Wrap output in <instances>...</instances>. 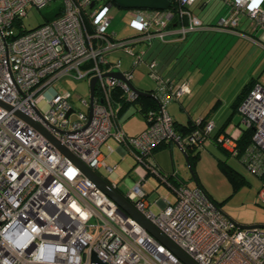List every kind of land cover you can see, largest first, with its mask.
Returning <instances> with one entry per match:
<instances>
[{
	"label": "built area",
	"instance_id": "1",
	"mask_svg": "<svg viewBox=\"0 0 264 264\" xmlns=\"http://www.w3.org/2000/svg\"><path fill=\"white\" fill-rule=\"evenodd\" d=\"M54 1L0 0V101L9 106L0 104V264H185L18 112L96 171L103 167L115 177L116 165L107 164L102 151L107 139L114 138L136 162L165 181L167 176L150 159L154 149L163 142L183 149L202 146L216 123L198 118L189 133L175 129L168 106L190 93L189 81L175 83L164 76L158 59L147 56V50L157 41L183 40L196 31L244 36L237 31L242 17L264 36V0L254 7L253 0H221L226 12L216 24L192 12L197 0H177L175 26L170 25L171 8H128L135 34L123 38L108 30L111 0H56L61 8L53 19L24 27L29 11ZM252 37L247 38L264 48ZM139 44L148 48L135 49ZM118 52L129 56L127 67ZM142 64L154 81L146 92L158 107L149 112L142 132L129 135L118 117L120 99L132 102L139 96L130 83L134 85L133 72ZM111 71L120 72L121 78L104 75ZM93 77V97L89 90V98L81 100L87 111L75 110L70 90L58 92L54 87L65 79L89 83ZM238 111L243 128L252 130L249 145L240 152L229 135L220 133L215 140L264 186V84H253ZM146 180L145 176L133 184L125 198L195 262L264 264V227L239 228L202 188L184 183L174 189V202L160 198V209L154 212L143 189Z\"/></svg>",
	"mask_w": 264,
	"mask_h": 264
},
{
	"label": "rangeland",
	"instance_id": "2",
	"mask_svg": "<svg viewBox=\"0 0 264 264\" xmlns=\"http://www.w3.org/2000/svg\"><path fill=\"white\" fill-rule=\"evenodd\" d=\"M219 2L222 3L221 0L208 2L210 15L208 18L214 17L216 12L214 3L220 4ZM57 3L58 1L55 0L40 10L29 11L22 20L24 27L32 29L46 20L53 19L59 7L56 6ZM126 12L114 2L109 8L111 24L108 30L115 31L119 38L135 34V29L130 25V17ZM196 12L199 13V10L197 9ZM208 13L204 11V15ZM219 15L220 17L225 15L224 11ZM242 21L248 24L245 17H242ZM240 29L250 32L244 24L240 26ZM249 34L250 36L253 35L252 33ZM255 35L261 44L264 43V36L261 35L260 31L255 32ZM205 39L203 42H206V45L196 54L191 52L192 47L188 48L191 49L189 51L187 49L184 56H182L181 49H179L178 54L175 51L172 52L174 56H179V61L177 59L176 63L169 67L170 72L175 73L174 75L183 72L192 81L193 93L192 99L182 98L183 101L185 100L183 104L185 108H180L179 104L175 102L169 106V111L174 114L177 121L184 122L189 116H198L208 112L220 99L221 103L210 113V117H213L216 125L220 126L231 113L230 104L250 78H255L256 81L264 84V48L248 38L223 31H214ZM159 47V44L155 42L147 50V56L149 54L150 56L155 55L159 51ZM138 48L146 50L148 47L139 44L135 49ZM117 55L121 57L123 67H127L129 56L123 52H118ZM155 58L159 61L158 56ZM190 58L192 59L188 62ZM171 59L168 58L167 62H170ZM184 66H186L185 70ZM133 83L138 88L150 89L153 87L154 81L148 76L145 64L138 66L133 72ZM54 87L58 92H63L65 89L70 90L73 94L72 102L75 110L87 111V107L81 104V100L89 98L88 81L65 79L63 82H56ZM132 112H134V107L130 106L125 112L127 115L124 114L125 116L123 115V119H121L125 130L129 132L138 131L143 125V119ZM241 120V113L236 111L225 127L229 136L233 138L239 136ZM219 145V143L209 139L200 147L199 156L194 165H191L194 176L203 185L209 198L233 222L243 226L264 225V186L261 178L251 172L238 158L229 155ZM173 148L175 154L170 158L166 156L165 160H168L171 169L175 167L183 176L187 177L190 184L195 185L192 179L189 180L192 174L187 166L185 155L176 144H173ZM112 158H116V155H112L111 160ZM150 159L159 169L153 155L150 156ZM116 161L118 166L115 173L118 176L117 189L119 192L126 193L131 187L130 184L138 182L146 176L147 180L143 189L148 194L151 209L154 212L160 209L156 203L158 199L166 198L169 202L175 201L174 189L179 184H175L169 179L164 181L158 175L149 172L144 164L136 162L132 153H127L122 159L118 155ZM221 165L230 168L237 179L235 183ZM129 166H132L130 171ZM100 171L105 174V171Z\"/></svg>",
	"mask_w": 264,
	"mask_h": 264
},
{
	"label": "trees",
	"instance_id": "3",
	"mask_svg": "<svg viewBox=\"0 0 264 264\" xmlns=\"http://www.w3.org/2000/svg\"><path fill=\"white\" fill-rule=\"evenodd\" d=\"M210 1V0H209ZM207 0H197L191 7L192 12H194L196 15H198L205 23H210V24H216L215 20L217 18H215L216 13L223 10L224 13L226 12V7L223 3L217 4L214 3V7H215V15L214 17H210L208 18L209 13H208V9L206 8L205 12L208 14L204 15V11H202L201 9H203L202 7L204 6L205 3L208 4ZM172 2V6L171 9L174 12V19L171 22V26H175L177 24L178 21V17H177V0H171ZM216 5V6H215ZM59 6L58 10L56 12V14L59 12L61 6L60 5H56ZM199 10V13L196 12V10ZM246 20H248L247 18H245ZM215 22V23H214ZM244 24L245 28L250 31V32H246L240 29V26ZM237 31L240 32L242 35H244L243 37L247 38L248 36H250L249 33H252L254 39L257 38V35H255V31L252 29V27L249 24L245 23L244 21H242L241 18V22L239 24V26L237 27ZM210 33H214V31H198V32H193L187 35V37L183 40H178L176 42H171V43H161L158 42L159 44V51L154 55V57H159V67H160V71L162 72V74L164 76H168L170 77L171 80H173V82L175 83H179L182 80H188L189 84L190 79L186 76H184L185 74L183 72H180L179 75H170L169 73H167L164 69L165 66H167V60L166 57L168 54L172 53L173 51L177 52L179 49H181L182 51V56L185 55V53H187V49L189 47H192V51L193 53H198L199 51L202 50V48H204V45H206L203 41H205L207 37H209ZM258 34V33H257ZM237 36H241V35H237ZM263 36V35H262ZM242 37V36H241ZM251 37V36H250ZM209 39V38H208ZM249 39V38H248ZM251 40V39H250ZM183 44V45H182ZM187 44V45H186ZM168 47V49L166 50L165 53V48ZM191 49H188V51ZM190 54V53H189ZM173 58L174 59H178L179 61V56H174V53H172ZM150 56V54H149ZM161 56V57H160ZM151 57V56H150ZM192 58H190V60L188 62L191 61ZM187 62V63H188ZM184 70L186 69V66H184ZM170 71V69H169ZM183 73V74H182ZM256 82L255 78H250L241 88V90L237 93L236 97L234 98V100L232 101V103L230 104L231 106V113L230 115L225 119V121L218 126V131L215 132V130L213 131L212 135H211V140L217 142L215 139L217 138V136L220 133H224L226 135H229L225 130H226V125L228 124V121L231 119L232 115L238 111V106L241 102V100L243 99V97L245 96V94L252 88L253 84ZM191 89V87H190ZM148 92H151V90H147ZM191 92V91H190ZM116 96L119 98L120 97V92L116 91ZM190 94V93H189ZM188 95V94H186ZM185 96V95H184ZM183 96V97H184ZM182 98V97H181ZM181 98L179 100H175V101H180ZM122 102V106L121 108L118 110V114H120L121 112H123L125 109L129 108L131 105H133L134 107V113L138 114L142 119H144L146 121V123H148V116H149V112L156 110L158 107V103L156 101V99L154 98V96L148 94V95H139L136 100L132 101V102H126L124 100V98L122 97L121 99ZM220 100H217V102H215V104L210 108V110L208 111L207 114H205L204 116H201L200 119L202 122H204L207 119V115L210 114V112L218 105V102ZM170 113V112H169ZM174 127L175 129L183 134L189 133L191 132L195 127V120H188L185 124L182 123H178L175 119H174ZM215 132V133H214ZM251 135H252V130L250 129H244L237 138H234L237 142V145L239 147L240 152H242L250 143L251 141ZM233 138V137H232ZM221 147V145H219ZM200 147L199 145H190L185 147V152L189 158V161L191 163V165H194L195 160L198 158L199 153H200ZM223 148V147H222ZM224 149V148H223ZM225 150V149H224ZM226 151V150H225ZM227 152V151H226ZM228 153V152H227ZM229 154V153H228ZM230 155V154H229ZM238 158V157H236ZM239 159V158H238ZM224 170L227 172L229 178L235 183L236 182V177L232 174L230 168H225L223 165H221ZM240 180V179H239ZM201 187V186H200ZM202 188V187H201ZM203 189V188H202ZM206 192V191H205ZM207 194V193H206Z\"/></svg>",
	"mask_w": 264,
	"mask_h": 264
},
{
	"label": "water",
	"instance_id": "4",
	"mask_svg": "<svg viewBox=\"0 0 264 264\" xmlns=\"http://www.w3.org/2000/svg\"><path fill=\"white\" fill-rule=\"evenodd\" d=\"M118 7L123 9L128 8H149V9H161L166 10L171 8L172 2L171 0H111ZM104 75L115 76L121 78V73L118 71L107 72ZM97 82V77H93L89 81V90L90 97L92 98L95 91V86ZM131 88L138 95H150V93L143 91L132 83H130ZM0 104H3L6 107H9L7 104L0 101ZM22 117L29 120L65 157L70 159L73 163H75L82 171V173L94 184L96 185L102 192L107 194L110 198H112L120 210L133 217V219L144 229L150 232L153 236H155L160 242L166 245L181 261L185 264H198L191 257H189L183 250H181L178 246H176L169 238H167L156 226H154L148 219H146L126 198L125 196L119 192L115 187L112 186L101 174H99L96 170L90 168L80 159H78L66 146H64L61 142L56 140L47 130H45L38 123L31 121L23 114L19 113ZM183 154L185 155L187 166L192 174L193 179L196 182V177L193 174L191 163L189 158L185 152V150L180 147ZM198 186V185H197ZM199 187V186H198ZM239 228H253V227H264V225H251V226H243L238 225Z\"/></svg>",
	"mask_w": 264,
	"mask_h": 264
},
{
	"label": "crops",
	"instance_id": "5",
	"mask_svg": "<svg viewBox=\"0 0 264 264\" xmlns=\"http://www.w3.org/2000/svg\"><path fill=\"white\" fill-rule=\"evenodd\" d=\"M203 9H201L202 11H205L206 10V8H208V4L207 3H205L204 4V6L202 7ZM222 12H223V10H221V11H219V12H217L216 13V16H215V18H220V15L219 14H222ZM218 18V19H219ZM196 32H198V31H196ZM235 35V34H234ZM176 41H178V40H175V41H173V42H176ZM181 41V40H180ZM187 45V44H186ZM168 49V47H166L165 48V53H166V50ZM171 56V57H170ZM152 57H154V55H152ZM168 58H172L171 59V61L170 62H167V66H165L164 68V70L167 72V73H169L170 75H174V74H172V72H170L169 71V67L171 66V65H173L174 63H176V61H177V59H174L173 58V55H171V53L170 54H168L167 55V57H166V60L168 59ZM185 76V75H184ZM190 87H191V92H190V94H188V95H185L184 97H182V98H187V99H192V93H193V88H192V81L190 80ZM154 86V85H153ZM138 88V87H137ZM139 89H141V90H143V91H147V90H152L153 89V87H150V89H143V88H139ZM182 98H181V100L180 101H173V102H171L170 103V105L169 106H171L172 104H174L175 102H177L178 104H179V106H180V108H183L184 107V101L182 100ZM218 100H220V99H218ZM221 103V100L218 102V105ZM217 105V106H218ZM131 106H133V105H131ZM169 106H168V111H169ZM216 106V107H217ZM215 107V108H216ZM185 108V107H184ZM214 108V109H215ZM128 109V108H127ZM127 109H125L123 112H121L120 114H118V117H119V120H120V123H121V127L123 128V130L127 133V134H129V135H136V134H138V133H140V132H142L146 127H147V123H146V121L143 119V125L138 129V131H134V132H129V131H127V130H125V128H124V124H122L123 122H121V119H123V115L125 114V115H127V113H125L126 111H127ZM170 112V111H169ZM133 114H136V113H134V112H132ZM208 112H206V113H203V114H201V115H198V116H189V117H187V120L186 121H184V122H180V121H177V119L176 118H174V114L173 113H171L170 112V114L173 116V118L178 122V123H182V124H185L188 120H196V119H198V118H200L201 116H204L205 114H207ZM211 113V112H210ZM124 115V116H125ZM211 115L210 114H208L207 115V119H209V118H213V117H210ZM240 128H241V131H240V133L244 130V128H243V126H242V123H241V126H240ZM215 132H217L218 131V126L216 125V127H215ZM214 132V133H215ZM173 144H176L179 148H180V146L177 144V143H175V142H163V143H160L155 149H154V151L152 152V155H153V157H154V159H155V162H156V164L158 165V167H159V169H160V172L162 173V174H164V175H166L167 176V180L169 179L171 182L173 181L175 184H179V183H184V184H186L187 186H189V187H191V188H194V187H202L203 188V185L199 182V181H197V179H196V182H195V180L193 179V177L191 176V178L189 179V180H193L194 181V183H195V185H192V184H190V182L188 181V179H187V177H185V176H183L181 173H180V171H178V170H176V168L174 167V168H170V166H169V163H168V160H165V158H166V156H168L169 158H170V156H173L175 153H174V148H173ZM107 146H110L113 150L112 151H110L109 152V150L107 149ZM102 151H103V155H104V158H105V161L107 162V164H109V165H116V167L118 166V162L116 161V159H117V157H118V155L120 156V159H122V158H124L125 157V155H127V153H130L128 150H127V148L125 147V146H123V145H121V144H119L114 138H109V139H107V141L105 142V144H104V146L102 147ZM116 155V158H112V160H111V156L112 155ZM110 162H113V164H110ZM134 166V165H133ZM129 171L132 169V166H129ZM100 170H103V171H105L104 173L105 174H102V172L100 171ZM97 172L99 173V174H101L105 179H107L108 181H110L111 183H115V185H116V189L118 188L117 186H118V181H117V179H118V176L116 175V173H115V177L114 178H111L109 175H108V173L106 172V170L103 168V167H100V168H98L97 169ZM147 175V174H146ZM196 177V176H195ZM135 183H137V182H135ZM135 183H132V184H130V186H132L133 184H135ZM198 185V186H197ZM200 187V188H201ZM130 189V188H129ZM118 190V189H117ZM203 190H204V188H203ZM204 192H205V190H204ZM125 194V193H124ZM123 194V195H124Z\"/></svg>",
	"mask_w": 264,
	"mask_h": 264
},
{
	"label": "clouds",
	"instance_id": "6",
	"mask_svg": "<svg viewBox=\"0 0 264 264\" xmlns=\"http://www.w3.org/2000/svg\"><path fill=\"white\" fill-rule=\"evenodd\" d=\"M259 3V0H253V4L252 5H250V7H254L256 4H258Z\"/></svg>",
	"mask_w": 264,
	"mask_h": 264
}]
</instances>
